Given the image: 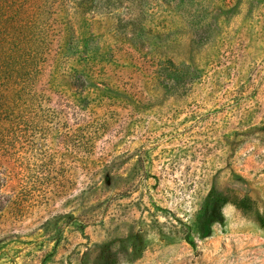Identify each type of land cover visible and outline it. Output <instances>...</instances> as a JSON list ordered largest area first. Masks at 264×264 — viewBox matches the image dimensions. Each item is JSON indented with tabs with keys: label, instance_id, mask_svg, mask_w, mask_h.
I'll return each instance as SVG.
<instances>
[{
	"label": "rangeland",
	"instance_id": "374dc122",
	"mask_svg": "<svg viewBox=\"0 0 264 264\" xmlns=\"http://www.w3.org/2000/svg\"><path fill=\"white\" fill-rule=\"evenodd\" d=\"M36 2L38 71L0 106V264H264V0ZM220 195L252 209L197 238Z\"/></svg>",
	"mask_w": 264,
	"mask_h": 264
},
{
	"label": "trees",
	"instance_id": "16d2710c",
	"mask_svg": "<svg viewBox=\"0 0 264 264\" xmlns=\"http://www.w3.org/2000/svg\"><path fill=\"white\" fill-rule=\"evenodd\" d=\"M37 0H0V106L5 84L19 83L21 90L37 73L41 57L37 54V41L34 40L36 27L31 24L33 9ZM232 204L241 211L251 210L248 198L218 196L210 201L196 219L194 234L204 239L210 235L213 224H222V207ZM188 233L185 239H188ZM107 264H115L110 261Z\"/></svg>",
	"mask_w": 264,
	"mask_h": 264
}]
</instances>
